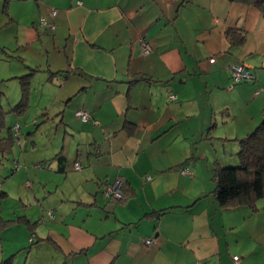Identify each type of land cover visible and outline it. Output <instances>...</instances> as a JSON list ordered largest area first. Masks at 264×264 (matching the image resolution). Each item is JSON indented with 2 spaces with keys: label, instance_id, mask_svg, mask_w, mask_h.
Instances as JSON below:
<instances>
[{
  "label": "crops",
  "instance_id": "crops-1",
  "mask_svg": "<svg viewBox=\"0 0 264 264\" xmlns=\"http://www.w3.org/2000/svg\"><path fill=\"white\" fill-rule=\"evenodd\" d=\"M237 63L253 78L229 87ZM80 108L96 122L76 116ZM262 118L258 6L0 0V154L19 124L28 157L19 180L31 181L34 205L7 219L12 190L0 187V261L236 264L238 255L240 264H264V201L221 208L213 178L215 167L237 164L238 139ZM117 177L121 201L103 192Z\"/></svg>",
  "mask_w": 264,
  "mask_h": 264
},
{
  "label": "trees",
  "instance_id": "trees-1",
  "mask_svg": "<svg viewBox=\"0 0 264 264\" xmlns=\"http://www.w3.org/2000/svg\"><path fill=\"white\" fill-rule=\"evenodd\" d=\"M238 1L264 9V0ZM6 2L7 0H5V4ZM27 75L20 76L22 86L25 84ZM20 106L21 102L17 104V108L20 109ZM17 137L14 134L13 138L11 133L6 145L10 146ZM238 144L239 149L236 153L238 164L218 166L213 170V178L216 183L215 202L224 209L245 205L251 210H256L258 201L264 199V118L251 132L239 138ZM0 150L3 152L2 149ZM9 263L8 259L0 261V264Z\"/></svg>",
  "mask_w": 264,
  "mask_h": 264
},
{
  "label": "rangeland",
  "instance_id": "rangeland-1",
  "mask_svg": "<svg viewBox=\"0 0 264 264\" xmlns=\"http://www.w3.org/2000/svg\"><path fill=\"white\" fill-rule=\"evenodd\" d=\"M22 141H23L22 142L23 150L19 149V146L17 145L18 139H16V142L15 144H13L11 151H8L4 155V157H1L2 155L0 154V187L2 185L5 186L9 185L12 190L10 195L7 197V200L4 199L2 205L3 207L2 215L7 219L13 218L16 220V217L21 214V210L30 209L31 207L34 206V205H29V201L26 200L27 199L26 190L28 188L27 186L30 185L27 184V182L30 183L31 181L25 178L19 180V177H22L20 172H23L24 169L27 168L25 157L28 158L26 155L24 156L23 154L24 145L26 141L25 140ZM236 160L238 164L237 156H236ZM261 201H264V199H260L258 203H260ZM19 226H23V225H19Z\"/></svg>",
  "mask_w": 264,
  "mask_h": 264
},
{
  "label": "built area",
  "instance_id": "built-area-1",
  "mask_svg": "<svg viewBox=\"0 0 264 264\" xmlns=\"http://www.w3.org/2000/svg\"><path fill=\"white\" fill-rule=\"evenodd\" d=\"M55 13H56L55 8H52L49 12V14L52 17L55 15ZM39 23L41 25H44L45 27H47L49 30H53V28H54V23L52 21L45 20L44 17L39 18ZM140 47H141V52L143 54H147L151 50L150 44L143 39H141V41H140ZM208 61L209 62L214 61V56H210ZM252 78H253V75L250 73V71L245 67V65L243 63L232 64L230 66L231 83H230L229 87H232L233 85L241 83V82L249 81ZM170 97H173V95ZM75 115L78 116L82 121H88V120L92 119L90 113L87 110L82 109V108L76 109ZM93 122H96V120H93ZM12 130H13L15 136L17 137L18 131H19V125L17 123L14 124L12 127ZM80 167H81V165L78 161L74 162V168H80ZM180 171L182 173H188V174L190 173L188 167H186V166L181 167ZM122 183H123V181L120 177L115 178L112 182L106 183L104 185V188H103L104 194L110 195L119 201L124 200L125 195L121 190ZM27 184H30V183L27 182ZM152 241H153L152 238L144 239V243L146 245H150L152 243ZM232 258L236 264H240V258L238 255H233Z\"/></svg>",
  "mask_w": 264,
  "mask_h": 264
}]
</instances>
